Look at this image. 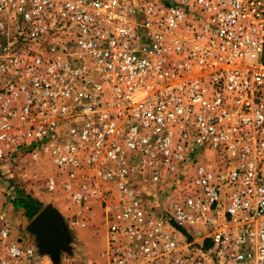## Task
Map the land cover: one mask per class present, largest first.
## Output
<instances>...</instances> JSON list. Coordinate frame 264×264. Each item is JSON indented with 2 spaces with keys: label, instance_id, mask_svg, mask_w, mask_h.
Masks as SVG:
<instances>
[{
  "label": "built area",
  "instance_id": "2783aa9c",
  "mask_svg": "<svg viewBox=\"0 0 264 264\" xmlns=\"http://www.w3.org/2000/svg\"><path fill=\"white\" fill-rule=\"evenodd\" d=\"M2 166L98 206L100 264H264V0H0Z\"/></svg>",
  "mask_w": 264,
  "mask_h": 264
},
{
  "label": "rangeland",
  "instance_id": "374dc122",
  "mask_svg": "<svg viewBox=\"0 0 264 264\" xmlns=\"http://www.w3.org/2000/svg\"><path fill=\"white\" fill-rule=\"evenodd\" d=\"M204 163L207 161L204 160ZM192 169L191 167L190 170ZM47 170L50 171L51 167L49 166ZM34 171H36L34 167H0V225L6 224L10 228L12 238H19L22 241L33 240L37 245L36 236L25 229V223L30 218L23 208L14 203L21 198L29 199L34 201L35 209L38 211L46 204H51L58 209L62 217L69 242L67 249L60 250L56 262H53L48 254H43L49 259L48 264H100V254L105 247V227L101 224L102 216L98 206H94L92 211L87 213L86 227L71 226L70 220H74L75 217L71 214L73 211L66 209L67 204L64 202L62 191L58 190L56 193L44 191L39 179H33ZM18 219L21 220L20 223H17Z\"/></svg>",
  "mask_w": 264,
  "mask_h": 264
},
{
  "label": "water",
  "instance_id": "95a60500",
  "mask_svg": "<svg viewBox=\"0 0 264 264\" xmlns=\"http://www.w3.org/2000/svg\"><path fill=\"white\" fill-rule=\"evenodd\" d=\"M27 231L34 234L42 254H48L53 262L58 260L61 249L68 248L69 235L56 207L46 204L30 220Z\"/></svg>",
  "mask_w": 264,
  "mask_h": 264
},
{
  "label": "trees",
  "instance_id": "16d2710c",
  "mask_svg": "<svg viewBox=\"0 0 264 264\" xmlns=\"http://www.w3.org/2000/svg\"><path fill=\"white\" fill-rule=\"evenodd\" d=\"M34 201H31L29 199L21 198L14 203V205H18L21 208L24 209L25 214L29 217L32 218L38 210L35 209V204L33 203Z\"/></svg>",
  "mask_w": 264,
  "mask_h": 264
},
{
  "label": "crops",
  "instance_id": "0c3cea01",
  "mask_svg": "<svg viewBox=\"0 0 264 264\" xmlns=\"http://www.w3.org/2000/svg\"><path fill=\"white\" fill-rule=\"evenodd\" d=\"M38 200H40V197L38 198ZM31 219H32V218H30V220H31ZM30 220H28V221L25 223V229H26L27 225L29 224ZM20 221H21V220L18 219V222H17V223H20ZM26 231H27V229H26Z\"/></svg>",
  "mask_w": 264,
  "mask_h": 264
}]
</instances>
